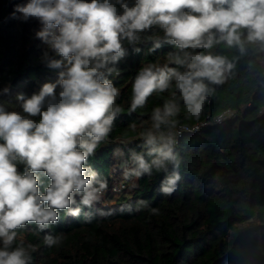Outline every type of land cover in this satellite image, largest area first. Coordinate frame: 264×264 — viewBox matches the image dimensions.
Instances as JSON below:
<instances>
[{"label": "clouds", "instance_id": "obj_1", "mask_svg": "<svg viewBox=\"0 0 264 264\" xmlns=\"http://www.w3.org/2000/svg\"><path fill=\"white\" fill-rule=\"evenodd\" d=\"M9 18L39 23L35 36L47 46L42 61L61 71L56 82L44 83L31 96L17 93L18 110L0 103V264H32L36 248L18 240V229L35 224L45 233L44 244L57 246L62 235L47 230L60 222L61 212L79 218L101 202L108 181L89 159L109 142L123 111L117 103L121 90L109 77L120 74L113 66L126 55L125 41L136 45L155 26L163 37L150 38V51L162 44L177 50L163 65L142 66L132 79L129 113L143 108L153 94L174 91L152 109L151 123L141 125L142 151L130 150L120 165L126 181L162 173L164 196H172L183 179L177 151L181 103L185 119L199 120L248 46L264 53V0H26ZM217 45L234 48L239 56L209 51ZM8 92L4 88L0 95ZM233 115L227 110L217 122ZM113 155L125 153L116 148ZM218 180L210 187H218ZM137 207L159 215L146 200Z\"/></svg>", "mask_w": 264, "mask_h": 264}, {"label": "trees", "instance_id": "obj_2", "mask_svg": "<svg viewBox=\"0 0 264 264\" xmlns=\"http://www.w3.org/2000/svg\"><path fill=\"white\" fill-rule=\"evenodd\" d=\"M22 3L26 0H0V90L9 89L0 95V103L13 110H18L17 93L31 96L44 83L56 82L61 71L42 61L47 46L35 36L39 23L9 18L14 6ZM156 36L162 38L163 33L154 26L142 34L140 43L125 41L126 55L113 66L120 74L109 77L121 90L117 103L123 111L109 142L89 159L107 179L106 193L79 218L61 212L60 222L47 230L62 235L57 246H46L45 233L35 224L18 229V240L36 248L32 264H264V53L256 46H248L247 54L236 61L234 73L217 87L199 120L185 119L181 103L178 126H201L178 138L183 179L172 196L159 191L162 173L127 181L122 176V160L129 158L130 150L142 151L141 125L151 123L152 109L174 91L153 94L143 108L128 111L137 71L149 63L163 65L167 55L177 51L168 44L150 51V38ZM209 51L229 59L239 56L224 45ZM227 110L234 115L218 123L217 117ZM116 148L125 155L114 156ZM215 177L219 186L210 187ZM120 182L125 188L117 193L114 186ZM119 198L123 201L117 202ZM139 200L158 208L159 215L138 208ZM98 209L111 210L112 215L102 217Z\"/></svg>", "mask_w": 264, "mask_h": 264}, {"label": "built area", "instance_id": "obj_3", "mask_svg": "<svg viewBox=\"0 0 264 264\" xmlns=\"http://www.w3.org/2000/svg\"><path fill=\"white\" fill-rule=\"evenodd\" d=\"M199 126H201V124H197L194 127H189V126H186V125H179L178 126V131L180 132L179 136H181L186 131H194V130L198 129ZM179 136L177 137V139L179 138ZM123 188H125V183L124 182H120V184L114 186V191L117 192V193H121Z\"/></svg>", "mask_w": 264, "mask_h": 264}, {"label": "rangeland", "instance_id": "obj_4", "mask_svg": "<svg viewBox=\"0 0 264 264\" xmlns=\"http://www.w3.org/2000/svg\"><path fill=\"white\" fill-rule=\"evenodd\" d=\"M123 198H119V201L117 200V202H122ZM115 201L109 202L110 204L114 203Z\"/></svg>", "mask_w": 264, "mask_h": 264}]
</instances>
